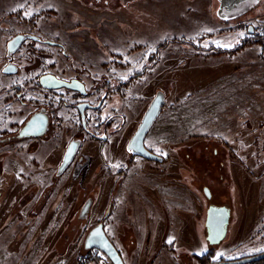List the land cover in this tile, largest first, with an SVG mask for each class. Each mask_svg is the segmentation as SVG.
Instances as JSON below:
<instances>
[{"label": "rangeland", "instance_id": "rangeland-1", "mask_svg": "<svg viewBox=\"0 0 264 264\" xmlns=\"http://www.w3.org/2000/svg\"><path fill=\"white\" fill-rule=\"evenodd\" d=\"M57 4L0 0V57L7 40L38 38L24 41L32 49L21 52L16 78L26 105L15 103L10 118L0 112V132L16 131L35 102L65 97L36 85L39 75L54 71L99 89L105 102L94 124H109L108 140L83 135L62 173L58 164L71 137L66 127L31 144L0 141V264H113L84 247L101 222L125 264H210L264 253L257 251L264 249V47L257 42L264 0L242 14L220 6L223 21L213 17L206 32L189 11L180 27L150 31L146 40L110 30L122 16L99 26L94 16L62 14ZM160 92L165 104L145 142L164 162L133 158L127 144ZM209 205L231 211L227 236L214 247L206 241Z\"/></svg>", "mask_w": 264, "mask_h": 264}, {"label": "flooded vegetation", "instance_id": "flooded-vegetation-1", "mask_svg": "<svg viewBox=\"0 0 264 264\" xmlns=\"http://www.w3.org/2000/svg\"><path fill=\"white\" fill-rule=\"evenodd\" d=\"M254 1L255 0H232V2H230V4L233 2H236V3H239V5H243V4L246 5V4H249L251 2L253 3ZM13 39L14 38L9 39L6 42H4V44H5L4 55L2 57H0V62L1 61L6 62V64L1 68V74L3 75L4 78L9 80V81L3 83V82H1L2 78H0V82H1V84H0V99H2V97H5L6 95H9V97H6L2 103L0 102V112L5 114L6 117H8V118L14 116L13 113L15 111V103L21 104L23 106L26 105V102H24L22 99L23 89L20 86V84H18L16 82L17 81L16 78L18 77V74L20 73V71H19L20 64L19 63L21 62V60L23 58L21 56L22 55L21 52H24V54H25L26 51H30L32 49V47L27 48L29 50L24 49V41L29 40L30 42L31 41L35 42V40H36L33 38H28V39L25 38L21 42L20 45H18L15 49H13L11 51L9 44ZM50 44H53V45L59 47L63 51V54H65L64 46L62 43H59L58 41H53V42H50ZM62 72H64V70H61V73ZM46 74H52V75L56 76L57 78L65 80L67 82H71L73 80L79 81L84 85V87H82V89H80V90L69 89L67 87H62L59 89L44 88L40 84V78ZM92 84L94 87L95 81H92ZM36 85L39 89H41L43 92H45L49 95L50 94L52 95L53 93H55L57 91L63 90L65 92V97H61V99H59L56 104H54V102L50 101L45 106H40V104H37L35 102L34 106L32 108L33 111H31L25 117V119L22 121L21 125H19L16 128V131L14 130L11 132H7V131L0 132V137H1L0 141L1 142H4L7 140V141H13V142L17 141L20 143L28 142V144H31L34 140L41 138L42 136H45L46 138L47 137L51 138V137L55 136L53 134H55L57 132V129H59V127L60 128L66 127V129H69V131L71 133V137L69 139L67 147L65 148L61 162L58 164V169L60 168V166L63 162L65 153L67 152V149L69 148L70 144L72 142H76L78 144V149H77V152H76V154L73 158V161L71 163V164H73L75 158L77 157L78 152L81 149L82 142L84 139L83 135L90 136L91 140L102 141L103 144L107 143L108 136L105 133L107 132L109 124H105L104 122H102L100 124H94L96 122L99 123V121H98L99 119H98L96 113L101 111V109L104 106V102H105V97L99 93L100 92L99 89H91L90 90L89 87H87V85H86V80L82 77H79L78 75L68 77V76H64L63 74L60 75L59 73L54 72V71H49V72H46L44 74L39 75ZM125 85H127V82H125V81L120 83L121 87H124ZM107 92H105V93H107ZM53 105H55V106H53ZM74 115H75V117H74ZM30 121H32L31 122L32 124L29 128V132H31L32 134L39 132L43 122L45 121V123H46L45 133H43L40 136H33V135L22 136L20 134L21 130ZM11 125H13V123ZM2 126L3 125L0 124L1 129H2ZM101 128H103L104 134L102 136H99L98 132H100ZM3 129H5V128H3ZM145 141H146V139H145ZM144 143H145L146 148L148 150H150L147 147L146 142H144ZM150 151L152 153H154L152 150H150ZM130 153H131L133 158L138 157V158H142L145 160H149V159H146L142 156L133 154L132 151H130ZM154 154H156V153H154ZM156 155H158V154H156ZM158 156H160V155H158ZM150 161H154V160H150ZM154 162L163 163L164 161H162V162L154 161ZM69 167L70 166H68V168ZM68 168L66 170H68ZM193 180H195V179H193ZM204 189H205V187L203 188V192L205 194ZM205 196H206V194H205ZM206 198H207V196H206ZM211 198H212V196L210 193V198H207V199L210 200ZM219 207H222V206H219ZM225 207H227V206H225ZM205 225H206V220H205ZM205 229H206V226H205Z\"/></svg>", "mask_w": 264, "mask_h": 264}, {"label": "crops", "instance_id": "crops-1", "mask_svg": "<svg viewBox=\"0 0 264 264\" xmlns=\"http://www.w3.org/2000/svg\"><path fill=\"white\" fill-rule=\"evenodd\" d=\"M57 5L55 8L59 9L62 14H72L79 11L80 16H94L99 21V26L102 24L103 19L110 18L112 20L118 19V16H122L124 21L120 19V22H114L109 24V29L116 31L118 36L124 37L129 40L133 38L135 40H146L149 37L148 33L154 31L155 34H162L163 30L171 28L174 24H180L181 19H186L184 16L189 11L192 13L191 19H194L195 25L200 26L199 32H206L209 29H213L212 18L215 17L217 21H223L220 15V6L223 11L228 10L226 7L232 0H55ZM256 3V4H255ZM156 4V6L154 5ZM259 4V2H258ZM256 0L249 4L239 5V3L233 2L230 4L232 9H243L240 13H244L247 8H254L258 5ZM155 8V10H153ZM252 8V9H253ZM248 9V10H249ZM239 12L238 10H233ZM79 13L75 15L79 16ZM222 13V12H221ZM140 16L144 22L138 25L134 23L132 19ZM162 16V17H160ZM195 16V17H194ZM199 16L200 18H197ZM146 21H145V19ZM189 18V19H190ZM151 19V23H149ZM68 20V19H66ZM186 21V20H185ZM222 23V22H221ZM69 25V22H67ZM152 24V25H151ZM168 24H171L169 27ZM180 27V26H179ZM74 27L66 28L68 31ZM166 28V29H165ZM193 28V27H192ZM75 29V28H74ZM134 31L128 36L124 31Z\"/></svg>", "mask_w": 264, "mask_h": 264}, {"label": "water", "instance_id": "water-1", "mask_svg": "<svg viewBox=\"0 0 264 264\" xmlns=\"http://www.w3.org/2000/svg\"><path fill=\"white\" fill-rule=\"evenodd\" d=\"M250 31L252 30L250 29ZM28 37L33 39H38L35 36H28ZM25 38L27 37H25L24 35L15 36L14 39L9 44L10 50L12 51L13 49H15L18 45L21 44V42ZM40 84L44 88H48V89H59L62 87H67L69 89L80 90L82 89V87H84V85L79 81L73 80L71 82H67L65 80L57 78L52 74L43 75L40 78ZM164 104H165V96L162 92H160L155 96V98L149 105L148 109L143 115L141 123L139 124L136 132L134 133V135L132 136V138L128 143L127 148L129 151H132L133 154L142 156L149 160H154L158 162L163 161V158L161 156H158L152 153L150 150H148L144 142L150 129L152 128L155 121L158 119L159 115L161 114ZM31 122L32 121L28 122L27 125L24 126V128L21 130L20 134L22 136H31V135L40 136L43 133H45V127H46L45 121L43 122L40 131L33 134L29 132V128L32 124ZM77 149H78V144L76 142H72L69 148L67 149V152L65 153L63 162L59 168L58 173H62L66 169V167L71 163L77 152ZM204 191L207 198H210L209 189L205 188ZM230 215H231L230 209L225 206L222 207L214 206V205L208 206L205 226H206V241L209 244V246L211 247L217 246L226 238ZM84 247L86 250H92V249L100 250L109 258V260L113 264H125L120 252L117 250L115 245L107 236L104 230V224L102 222L91 228V230L89 231V233L85 238ZM263 259H264V253H261L256 256L246 257L239 260L219 261L210 264H250L252 262L260 261Z\"/></svg>", "mask_w": 264, "mask_h": 264}, {"label": "snow or ice", "instance_id": "snow-or-ice-1", "mask_svg": "<svg viewBox=\"0 0 264 264\" xmlns=\"http://www.w3.org/2000/svg\"><path fill=\"white\" fill-rule=\"evenodd\" d=\"M256 2L258 3L259 2V0H256ZM29 15L31 14V13H28ZM210 31V30H209ZM240 36L241 37H243L244 36V33H240ZM218 46H223V45H218ZM122 79H126L127 77L125 76V77H121ZM131 150V149H130ZM115 167H119V165H115ZM169 243H172V239L170 238L169 239V241H168ZM257 251H264V249H257ZM219 255H223L222 253L221 254H219Z\"/></svg>", "mask_w": 264, "mask_h": 264}, {"label": "trees", "instance_id": "trees-1", "mask_svg": "<svg viewBox=\"0 0 264 264\" xmlns=\"http://www.w3.org/2000/svg\"><path fill=\"white\" fill-rule=\"evenodd\" d=\"M262 39H258L257 42L262 44L263 47H264V35H261ZM250 264H264V259L263 260H260V261H255V262H252Z\"/></svg>", "mask_w": 264, "mask_h": 264}]
</instances>
